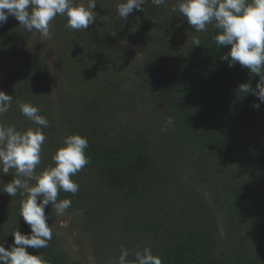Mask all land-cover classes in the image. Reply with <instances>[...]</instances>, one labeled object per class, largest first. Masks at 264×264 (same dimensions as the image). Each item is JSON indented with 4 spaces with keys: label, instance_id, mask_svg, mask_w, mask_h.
I'll return each instance as SVG.
<instances>
[{
    "label": "trees",
    "instance_id": "obj_1",
    "mask_svg": "<svg viewBox=\"0 0 264 264\" xmlns=\"http://www.w3.org/2000/svg\"><path fill=\"white\" fill-rule=\"evenodd\" d=\"M121 2L97 0L95 22L86 31L66 29V18L58 15L50 26L52 64L30 46L35 30L10 17L0 27V90L13 97L16 110L6 117L20 131L35 128L17 121L19 103L38 106L49 120L43 128L47 154L69 135L88 138L89 163L72 177L79 191L60 192L58 200H72L65 216L87 219L80 232L96 264L118 261L122 246L129 261L147 247L162 264H264V103L240 89L245 83L255 89L259 76L222 61L230 46L217 47L212 25L195 32L172 13L178 0L160 7L149 0L127 20L117 13ZM119 48L132 58L109 53ZM127 58L133 74L117 75ZM168 117L173 124L162 131ZM113 122L119 127L111 128ZM168 162L185 176L163 170ZM10 174L0 178L9 183ZM25 198L19 192L10 198L17 226L0 230L6 248L12 232L30 233L19 214ZM112 201L117 211L107 209ZM45 213L61 218L51 204ZM56 243L53 237L47 248L28 251L46 264H77Z\"/></svg>",
    "mask_w": 264,
    "mask_h": 264
},
{
    "label": "clouds",
    "instance_id": "obj_2",
    "mask_svg": "<svg viewBox=\"0 0 264 264\" xmlns=\"http://www.w3.org/2000/svg\"><path fill=\"white\" fill-rule=\"evenodd\" d=\"M151 4L160 7L166 0H150ZM149 0H123L117 5V13L127 20L133 10L144 11ZM97 0H0V26L6 24L10 17L19 21L27 31L35 30L42 36L50 35V26L59 15L65 17V28L72 31H86L96 19L93 9ZM172 13H179L187 20L195 32H207L212 25L217 34L214 36L217 47L230 46L223 56L229 67L237 63L246 67L252 74L259 76L255 89L249 83L242 84L244 93L257 96L264 103V0H178L171 7ZM195 46L201 45L197 37ZM13 97L0 90V117H3L12 106ZM19 103V102H18ZM260 103L253 107L259 108ZM21 114L27 117L35 128L19 131L14 126L0 124V173L8 174L15 170L13 179L4 185L0 192L15 197L19 192L22 199L20 217L30 228V233L19 230L11 233L14 242L8 248L0 244V264H46L41 254H31L28 249L47 248L53 238V229L49 224L50 216L45 209L51 204L57 217H63L71 207L72 200H58L60 192L73 195L79 191L74 177L89 163L85 150L89 146L86 136L72 134L63 138V146L53 155L54 166L36 174L41 164L42 146L46 141L43 128L49 126V120L40 115L38 106L19 103ZM173 124L168 117L162 126L167 131ZM30 181H35L30 184ZM129 251L121 249L117 264H162V259L145 247L134 253V260L129 261Z\"/></svg>",
    "mask_w": 264,
    "mask_h": 264
},
{
    "label": "rangeland",
    "instance_id": "obj_3",
    "mask_svg": "<svg viewBox=\"0 0 264 264\" xmlns=\"http://www.w3.org/2000/svg\"><path fill=\"white\" fill-rule=\"evenodd\" d=\"M76 2L80 3L82 2V0H76ZM83 2H85V0H83ZM30 46L32 47V49L44 55L51 64L55 62L56 52H55V47L53 44V35H52L51 30H50V35L47 37L42 36L40 33L35 31V33L33 34L31 38ZM130 49L133 51L136 50V48H133V47H130ZM109 53L111 55L116 54L119 56H127V57L132 58V55L130 53L120 48L118 49L116 53L112 51H109ZM128 60H129L128 58L126 60L125 59L120 60L121 62L118 64L117 75L130 76L131 74H133L132 72L134 71L135 66L132 65ZM2 63L3 61L1 60L0 61V81L5 75V67L4 65L1 66ZM54 97H55V101L57 102L56 107L58 109L61 108V99H60L61 95L56 86L54 90ZM15 110L16 109L13 106H11L8 112L13 114L12 111H15ZM143 110L144 109H142L141 107H138L137 109V111H143ZM137 111H136V114L138 113ZM129 115L130 117H133L132 112ZM10 119L11 118L6 117V113H5L3 117H0V124H3L5 126H14ZM17 121H20L21 123L30 122V120L23 115L20 116L17 119ZM132 121L136 122L138 127L141 125L139 121H136V120H132ZM14 127L17 130H19L17 125H15ZM110 127L117 128L119 126L114 124L113 122L110 124ZM54 154L55 153L53 152L47 154L45 151H42L41 164L36 169L37 175H39L43 170H45L47 166L48 167L54 166V161L52 160V157ZM173 165L174 164H170L168 162L167 164H164L163 170L167 171L168 173L172 172V174H175L174 172L176 171L178 173L183 174V171L185 169L184 170L183 169L172 170L174 167ZM185 171H184L183 177L185 176ZM14 172H15L14 169L10 170V173H11L9 176L10 181L14 178L13 177ZM2 174L3 173H0V175ZM7 183L8 181L4 180L3 178H0V189H3L4 185ZM34 183L35 181H30V184H34ZM10 198L11 197L7 193L0 192V230L7 231V232L12 231L14 227L17 226L12 219L13 214H11L12 210L16 209V206L12 210H10V207H11ZM3 199L7 201L6 204L4 203ZM110 204L111 203L108 204L107 209L109 207L110 211H117V205L115 204V201H112L113 205L109 206ZM21 218H18V219L20 220ZM86 220L87 219L85 218V216H81V214H70V215H66L56 220L51 219L49 220V224H51V227L53 229V237L57 242L56 245L58 246V249H60L64 255H67L71 257L72 259H74L75 263L77 264H96L95 258L92 255L90 243L87 241V238L83 236L82 233L80 232L81 227L84 225L83 221H86ZM18 225H19V221H18ZM110 264H117V260H114L113 258Z\"/></svg>",
    "mask_w": 264,
    "mask_h": 264
}]
</instances>
